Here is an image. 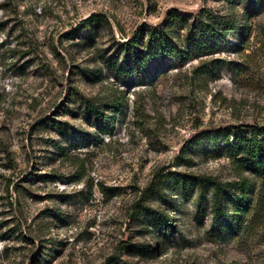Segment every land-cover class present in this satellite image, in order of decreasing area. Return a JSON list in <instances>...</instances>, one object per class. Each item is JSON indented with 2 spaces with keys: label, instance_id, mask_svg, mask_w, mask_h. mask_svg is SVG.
Masks as SVG:
<instances>
[{
  "label": "rangeland",
  "instance_id": "rangeland-1",
  "mask_svg": "<svg viewBox=\"0 0 264 264\" xmlns=\"http://www.w3.org/2000/svg\"><path fill=\"white\" fill-rule=\"evenodd\" d=\"M203 9L240 22L220 50L159 56L130 76L106 64L117 42ZM92 14L107 21L84 30ZM0 27V264H264V212L224 238L211 190L202 213L197 187L165 200L148 190L169 171L239 179L228 156L190 144L264 125V0H0ZM89 98L113 129L87 118ZM142 203L175 228L146 225Z\"/></svg>",
  "mask_w": 264,
  "mask_h": 264
},
{
  "label": "trees",
  "instance_id": "trees-1",
  "mask_svg": "<svg viewBox=\"0 0 264 264\" xmlns=\"http://www.w3.org/2000/svg\"><path fill=\"white\" fill-rule=\"evenodd\" d=\"M252 2L257 5L260 0ZM100 21H107L106 16L92 14L81 27L85 30ZM241 27L243 40H246L255 28L249 11L245 14V22ZM239 28L240 22L236 16L219 14L211 9H203L194 17L173 12L160 27L147 29L146 32L141 30L127 41L117 42L115 53L108 55L105 62L115 73L130 76L135 72L145 71L149 62L159 56L186 61L194 55L218 51ZM84 105L87 118H93L99 124L100 130L113 129L115 121L104 109L106 104H97L89 98L84 101ZM113 105L108 106L114 108ZM204 143L213 146L218 156L226 155L232 159L239 170V179L221 181L211 175L194 176L180 171H169L159 177V181L151 184L148 188L149 194L165 200L168 190L181 189L188 193L197 187V208L198 213H202L204 202L209 200L208 192L211 190L213 227L224 238L237 236L250 226L251 216H263L264 212V125L204 132L190 146H201ZM259 180L263 188L262 195L257 192ZM138 213L146 225L153 226L155 231L165 234L175 228L173 218L168 213L150 205L142 203ZM131 246L143 249V246L136 244Z\"/></svg>",
  "mask_w": 264,
  "mask_h": 264
}]
</instances>
